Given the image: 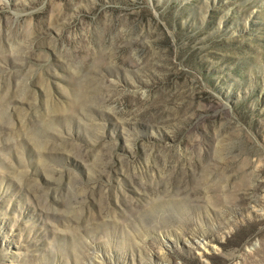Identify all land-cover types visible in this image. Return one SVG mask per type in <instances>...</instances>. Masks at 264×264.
<instances>
[{"label": "rangeland", "instance_id": "rangeland-1", "mask_svg": "<svg viewBox=\"0 0 264 264\" xmlns=\"http://www.w3.org/2000/svg\"><path fill=\"white\" fill-rule=\"evenodd\" d=\"M0 264H264V0H0Z\"/></svg>", "mask_w": 264, "mask_h": 264}]
</instances>
